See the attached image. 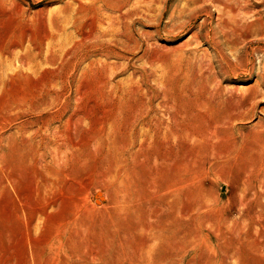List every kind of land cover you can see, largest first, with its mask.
<instances>
[{
  "label": "rangeland",
  "instance_id": "obj_1",
  "mask_svg": "<svg viewBox=\"0 0 264 264\" xmlns=\"http://www.w3.org/2000/svg\"><path fill=\"white\" fill-rule=\"evenodd\" d=\"M0 264H264V0H0Z\"/></svg>",
  "mask_w": 264,
  "mask_h": 264
}]
</instances>
